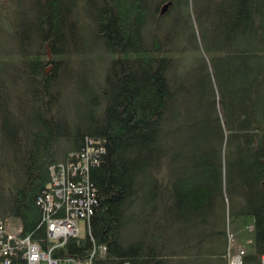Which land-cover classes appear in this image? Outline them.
I'll return each instance as SVG.
<instances>
[{"label": "trees", "instance_id": "obj_1", "mask_svg": "<svg viewBox=\"0 0 264 264\" xmlns=\"http://www.w3.org/2000/svg\"><path fill=\"white\" fill-rule=\"evenodd\" d=\"M30 1L35 24L13 30L18 87L4 73L16 94L0 81V219L17 218L46 249L37 200L51 167L88 141L102 150L87 178L93 214L55 256L228 264L233 234L244 264H259L264 0H77L78 11L75 0ZM80 74L96 86L89 99L64 81Z\"/></svg>", "mask_w": 264, "mask_h": 264}, {"label": "bare ground", "instance_id": "obj_2", "mask_svg": "<svg viewBox=\"0 0 264 264\" xmlns=\"http://www.w3.org/2000/svg\"><path fill=\"white\" fill-rule=\"evenodd\" d=\"M89 143L87 141L86 147H84L79 153L72 154L67 162L58 164L56 165V167L53 166L51 167L50 170H53L54 168V170L56 171L50 174V181L46 189L43 190V193H48L49 196L47 197L46 195H43L39 197L37 200L38 202L37 205L43 211L44 217L56 216L57 218H60L62 220L71 221V219L74 218L71 215H76L77 219L74 221L76 222L75 226H78L79 223H84L85 232H87L88 230V221L91 215L93 214V208L91 207V203H92V199H94V192H95V189L92 187V184H90V182H87V178L89 179L88 171L90 164L93 163L97 157L96 154L102 153L101 149L100 150L95 149ZM76 161L79 162L78 164L79 167L75 164ZM70 168L73 170L72 172L70 171ZM81 177H86V182H77ZM56 179H57L56 182L59 183L55 182ZM54 194H56L58 197H55ZM45 210L46 212L51 211L52 215L44 214ZM66 227H70V225L67 224ZM79 234L80 232L78 231L74 234H68L70 235L68 237H80ZM20 235H22L21 231H20ZM47 236H48V231H47ZM228 239H229L228 252L233 251L232 254H235L237 251L242 250L245 254L244 249L241 247L233 249L232 241H231V239L234 240L233 234H229ZM65 240L61 244L65 243ZM20 252L22 253V251ZM263 257L264 255L260 257L259 264H264L263 263L264 259H262ZM92 258L93 255H90V257L85 261H74V260L71 261H74L77 264H93ZM242 260H243L242 263L244 264V256L242 257ZM122 264H129V263L123 262ZM228 264H230L229 256H228Z\"/></svg>", "mask_w": 264, "mask_h": 264}, {"label": "rangeland", "instance_id": "obj_3", "mask_svg": "<svg viewBox=\"0 0 264 264\" xmlns=\"http://www.w3.org/2000/svg\"><path fill=\"white\" fill-rule=\"evenodd\" d=\"M76 2H77V0H75V3ZM31 7H33V6H32V2L30 0H0V81H3L4 84H6V86H8V87H9V85L12 87L14 84L9 78L12 77V79L17 82L15 85H17V87H18L19 82L21 81V76H22L20 73V70H17L15 72V69H18L19 67H18V64L13 62V59H15V60L19 59V56H20L19 55L20 48L17 46L16 39L13 37V30H14V27H17L18 25H24L27 22L30 24V26L33 27V25L35 24V21H34V18L32 17ZM74 9L76 11L79 10L78 2L76 4V6L74 7ZM25 38H29V35L26 34L23 37V40H25ZM7 62H9V63L6 64ZM97 62L99 63V67L105 68V66H106L105 60L99 59V60H96V63ZM2 65H4L5 67L3 68ZM45 67L47 69H48V67H49V69L51 68L50 64H48V63H46ZM94 68H96V65L94 66ZM6 69H8V70H6ZM96 69H94V71H95L94 75H96V72H99L101 70L100 68H98L97 70ZM4 73H6L8 75V77H9L8 79L5 78ZM5 80H6V82H5ZM64 81L67 83V85L70 81L71 89H75V90L81 92V94L84 96L85 99L91 98V95L93 93L97 92L95 84L91 83L89 80H88L89 82H87L85 76H83L81 74L78 77L75 76L74 78H71V77L69 78L68 76H65ZM11 87H9L11 89V90H9L10 95L14 96L16 94L17 90H15L13 87L12 88ZM28 88H31L30 84L28 85ZM81 105H82V103H81ZM84 111L86 112L85 108H82V110L80 111V117L81 118L84 117ZM13 134H14L13 128H10L7 132V136L9 138V140H11V137L13 136ZM60 146H62V145L59 144V147ZM4 149L5 148L0 141V156L3 155ZM75 164L79 167L78 161H76ZM55 171L56 170H54V168H53V170H51V173L55 172ZM55 218H57V217H55ZM74 221L75 220H72L73 223H76ZM5 225H6L7 229H9V230L14 229V231H16L18 228H21L20 221L17 218H12V217H7L5 219ZM45 226H46V229L48 231V221L47 220H46ZM84 226H85L84 223H79L78 226L76 227L77 229H79L78 231L80 232V234H79L80 237H84L86 235L85 234L86 232L84 230ZM27 236L30 238L29 235H27ZM80 237H77V238H80ZM124 237L125 236L123 235L122 238H123V240L126 241L127 239ZM127 237H128V235H127ZM129 239L135 240L136 236L131 234ZM64 240L65 239H60L58 242V244H59L58 246L62 245L61 243L64 242ZM231 241H233V239H231ZM33 242H35V241H33ZM50 243L51 244L47 247V249L50 248L52 245L56 244V242L53 241L52 239H51ZM58 246H55V247L53 246V249H52V255L53 256H55L53 254V252ZM101 251H103V250H101ZM234 252H235V250H234ZM232 253H233V251H232ZM90 255H93V258H92V263H93L96 255H95V253L90 254ZM55 257H57V256H55ZM67 257L68 256L57 257V258L64 260ZM177 258H181V257L177 256ZM181 259H183V258H181ZM69 260H73V259H69Z\"/></svg>", "mask_w": 264, "mask_h": 264}, {"label": "built area", "instance_id": "obj_4", "mask_svg": "<svg viewBox=\"0 0 264 264\" xmlns=\"http://www.w3.org/2000/svg\"><path fill=\"white\" fill-rule=\"evenodd\" d=\"M70 171L73 170L70 168ZM56 181L57 179L55 182ZM77 182H86V179H79ZM43 195H46L47 197L49 196L48 193H43ZM54 196L58 197L56 194H54ZM44 214L52 215V212H46L45 210ZM71 216L74 217L71 221L55 218L56 216L45 217L48 221L49 240L51 242L52 239L56 242L55 245H52L46 250H44L37 242H33L27 235H20L21 228H18L16 231H14V229H7L5 222L0 219V264H11V259L15 256H21L26 264H77L67 258L63 260L52 255L53 246H58L60 239H66L70 236L68 234L78 232L76 228L77 226L72 222V220L77 219V216ZM67 224L70 225V227H66ZM20 251H22V253ZM243 255L244 252L242 250L237 251L235 254L229 252L228 256L230 257V264H243ZM262 259H264V257Z\"/></svg>", "mask_w": 264, "mask_h": 264}, {"label": "water", "instance_id": "obj_5", "mask_svg": "<svg viewBox=\"0 0 264 264\" xmlns=\"http://www.w3.org/2000/svg\"><path fill=\"white\" fill-rule=\"evenodd\" d=\"M164 8H165V6H164Z\"/></svg>", "mask_w": 264, "mask_h": 264}]
</instances>
